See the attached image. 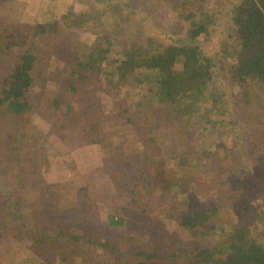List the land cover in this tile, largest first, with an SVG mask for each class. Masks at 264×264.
<instances>
[{
  "label": "rangeland",
  "instance_id": "374dc122",
  "mask_svg": "<svg viewBox=\"0 0 264 264\" xmlns=\"http://www.w3.org/2000/svg\"><path fill=\"white\" fill-rule=\"evenodd\" d=\"M240 2L0 0V79L22 49L38 59L27 92L30 109L0 113V264H125L154 246L163 256L174 250L184 263L186 250L217 240L219 226L264 211V83L238 84L229 75L240 47L231 15ZM198 8L213 17L195 42L213 63L208 91L218 93L219 108L198 118L210 106L207 91L189 118L174 112L163 120V111L152 117L149 109L135 108L142 87L134 81L114 76L109 85L105 72L113 65L105 60L95 86H83L97 102L90 113L99 132L68 121L60 127L67 120L64 87L70 97L76 83L69 73L72 52L97 55L103 34L112 60L123 58L124 42L137 38H151L153 48L188 44L189 20L179 14ZM83 9L101 13L68 29L71 10ZM55 18L65 32L61 39L36 37L4 49L9 33ZM150 106L165 108L145 99ZM212 206L215 228L179 225L182 213ZM110 213L124 224L110 227ZM61 228L65 234L53 238ZM254 234L264 244L263 222Z\"/></svg>",
  "mask_w": 264,
  "mask_h": 264
},
{
  "label": "trees",
  "instance_id": "16d2710c",
  "mask_svg": "<svg viewBox=\"0 0 264 264\" xmlns=\"http://www.w3.org/2000/svg\"><path fill=\"white\" fill-rule=\"evenodd\" d=\"M114 8L117 7L114 6ZM71 12H73L71 21H65L68 24V29L73 25L83 27L90 19L96 21V15L101 13L98 10L90 12L84 9L81 11L71 10ZM179 17L189 20L186 34L190 40L188 44H170L153 48L151 38L145 41H138L137 38L127 43L124 42L127 46L123 58L112 60L106 56L110 40L106 34H103L97 36L99 51L97 55H93V53L79 55L72 52L69 73L76 79V83L69 89L72 91L70 97L69 91H66V87L62 84L63 94L68 98L66 102L68 109L66 111L67 120L60 124V127L64 128L69 122L75 127L82 126L87 133L88 131L99 132L96 126L98 124L91 123V117L94 119L96 115L90 113L91 106L97 102H95L96 100L92 101L89 88L95 86L92 82L94 76L104 72L102 65L105 60L108 64L113 65L110 71L105 72L111 82L109 85L112 84L114 76H116L119 79L125 78L129 82L132 80L142 87L138 99L134 102L135 108L144 111L149 109L148 114L150 111L154 112L152 117H157V111H163L161 117L163 120H168V115L174 112L175 114L186 113L183 114L184 117H191V114H194L198 109L197 103L205 98L204 95L208 91L213 65L211 58L202 54L195 39L205 30V25L213 22V17L202 8L179 14ZM231 19L234 23L233 35L240 40V47L229 67L230 78L238 84L247 81L264 83V0H241L232 10ZM58 20L55 18L50 22H35L25 29L17 30L16 33H9L6 36L4 49H10L16 43L23 46L31 38L36 37L48 36L50 39L55 38L56 41L61 39L65 32ZM100 53L102 55H99ZM17 57L10 72L0 79V113L4 111L12 115L25 113L32 106V103L27 99V92L32 82V70L38 59L29 49H22ZM85 85H89V88L84 90L83 86ZM207 95L211 99L210 106L204 108L203 114H198V118H207L214 108H219L218 93L210 90ZM147 98L157 106L164 104L165 108L158 110L157 107H144V100ZM71 100L74 104L71 103ZM207 122L214 121L208 119ZM262 158H264V154ZM144 160L148 162L146 157ZM214 209L215 207L212 206L182 213L178 223L182 228L188 226L195 228L199 225L215 228L216 226L211 224L213 215H215ZM261 222L264 223V211L258 209L252 220L241 216L238 220L228 223L226 227L219 226L218 228L221 230L213 244L197 245L195 248L186 250L180 259H185V264H264V244L258 240V234H254L259 229ZM123 224V218H117L113 213L108 215L110 227ZM33 225L34 227L31 229L43 224L40 222V224L33 223ZM30 231L27 229V232ZM65 232L66 228H61L55 231L53 238L64 235ZM89 240L92 239L89 238ZM36 241L44 242L41 238ZM102 246L109 247L107 243L103 242ZM161 250L158 246H154L152 249H143L136 252L138 259L135 262L125 264H184L180 262L178 254L174 250L164 256L159 254ZM175 250L180 249L176 248Z\"/></svg>",
  "mask_w": 264,
  "mask_h": 264
}]
</instances>
